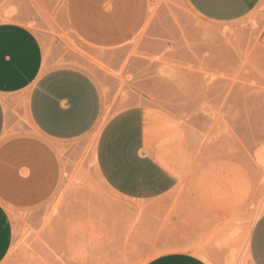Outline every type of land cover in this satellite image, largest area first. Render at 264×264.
<instances>
[{
	"label": "rangeland",
	"instance_id": "374dc122",
	"mask_svg": "<svg viewBox=\"0 0 264 264\" xmlns=\"http://www.w3.org/2000/svg\"><path fill=\"white\" fill-rule=\"evenodd\" d=\"M29 1L46 65L91 73L105 120L139 103L157 111L179 182L158 199H124L97 171L92 132L59 142L61 185L39 207L10 211L14 242L3 264H145L174 250L253 264L250 236L264 214V0L228 23L202 19L185 0H152L157 33L114 50L87 48L66 23L64 0ZM11 101L10 131L33 130L26 92Z\"/></svg>",
	"mask_w": 264,
	"mask_h": 264
},
{
	"label": "crops",
	"instance_id": "0c3cea01",
	"mask_svg": "<svg viewBox=\"0 0 264 264\" xmlns=\"http://www.w3.org/2000/svg\"><path fill=\"white\" fill-rule=\"evenodd\" d=\"M47 1V0H41ZM262 0H185L204 20L228 23L251 13ZM152 0H64L66 23L74 34L97 50L128 45L150 22ZM0 264L14 242L11 210H27L47 202L62 182L58 143L92 132L97 135L95 162L104 183L118 196L133 201L158 199L179 182L170 144L161 136L157 111L139 103L109 119L95 77L75 66L45 63L40 35L27 24L34 11L29 0H0ZM158 17H156L157 19ZM151 40L148 50L156 53ZM26 92V112L33 130L11 132V96ZM253 264H264V214L249 242ZM145 264H211L188 250L159 254Z\"/></svg>",
	"mask_w": 264,
	"mask_h": 264
},
{
	"label": "bare ground",
	"instance_id": "6f19581e",
	"mask_svg": "<svg viewBox=\"0 0 264 264\" xmlns=\"http://www.w3.org/2000/svg\"><path fill=\"white\" fill-rule=\"evenodd\" d=\"M153 1H154V0H153ZM151 11H152V10H151ZM69 27H70V26H69ZM207 31H208V30H207ZM213 31H214V30H213ZM211 33H212V32H211ZM216 33H217V32H216ZM216 33H215V35L218 34V33H217V34H216ZM200 34H201V33H200ZM213 34H214V32H213ZM201 36H202V35H201ZM218 36H219V38H220V35H218ZM218 36H217V37H218ZM212 37H213V36H212ZM214 37H215V36H214ZM203 38H204V37H203ZM205 38H206V37H205ZM205 38H204V39H205ZM217 39H218V38H217ZM206 40H207V38H206ZM212 41H213V40H212ZM208 42H209V41H208ZM210 42H211V41H210ZM213 43H215V42L213 41ZM94 138L97 139V135H95ZM95 146H96V145H95Z\"/></svg>",
	"mask_w": 264,
	"mask_h": 264
}]
</instances>
